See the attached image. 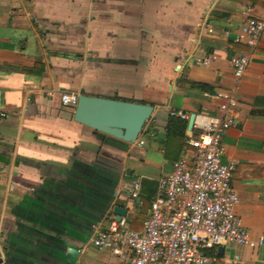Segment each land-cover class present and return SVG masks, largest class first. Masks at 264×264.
<instances>
[{
	"label": "crops",
	"instance_id": "0c3cea01",
	"mask_svg": "<svg viewBox=\"0 0 264 264\" xmlns=\"http://www.w3.org/2000/svg\"><path fill=\"white\" fill-rule=\"evenodd\" d=\"M262 18L264 0H0V264H122L92 240L116 207L142 231L160 180L192 157L197 122L220 114V91L238 101L223 139V161L237 163V213L264 240V33L239 82L230 65L249 52L231 38ZM82 90L152 106L137 142L75 122L61 96ZM205 253L212 264H264V245Z\"/></svg>",
	"mask_w": 264,
	"mask_h": 264
},
{
	"label": "built area",
	"instance_id": "2783aa9c",
	"mask_svg": "<svg viewBox=\"0 0 264 264\" xmlns=\"http://www.w3.org/2000/svg\"><path fill=\"white\" fill-rule=\"evenodd\" d=\"M263 33L264 18L249 19L234 38L224 34L249 50L230 59L237 82L247 72L251 54L258 48ZM217 58L212 55L202 63L209 66ZM216 97L221 100L220 114L201 117L197 122L203 132L187 142L194 150L192 157H181L174 163L173 172L160 180L142 231L132 230L124 220H114L92 240L93 248L111 252L122 264H212L214 259L206 255V250L224 244L252 249L264 245V240L252 239L237 213L240 198L231 185L237 163L223 161V139L237 123L238 101L232 92L220 91ZM61 103L76 108L78 95L64 93ZM170 115L189 119L184 112ZM0 118H7V114L0 113ZM130 197L134 208L140 199L139 183L131 188ZM85 251L86 247L81 249V253Z\"/></svg>",
	"mask_w": 264,
	"mask_h": 264
},
{
	"label": "water",
	"instance_id": "95a60500",
	"mask_svg": "<svg viewBox=\"0 0 264 264\" xmlns=\"http://www.w3.org/2000/svg\"><path fill=\"white\" fill-rule=\"evenodd\" d=\"M153 109L147 104L88 96L82 90L78 96L74 120L95 131L134 144L150 120ZM195 120L196 115L192 114L189 129H192ZM114 214L117 221H121L127 210L116 207Z\"/></svg>",
	"mask_w": 264,
	"mask_h": 264
},
{
	"label": "trees",
	"instance_id": "16d2710c",
	"mask_svg": "<svg viewBox=\"0 0 264 264\" xmlns=\"http://www.w3.org/2000/svg\"><path fill=\"white\" fill-rule=\"evenodd\" d=\"M202 88V87H201Z\"/></svg>",
	"mask_w": 264,
	"mask_h": 264
}]
</instances>
